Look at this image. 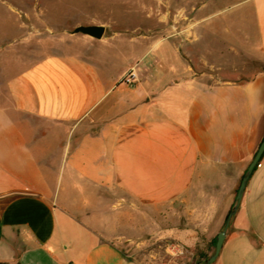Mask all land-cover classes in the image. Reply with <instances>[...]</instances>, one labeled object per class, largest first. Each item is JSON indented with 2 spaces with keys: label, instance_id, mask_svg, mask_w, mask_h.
I'll list each match as a JSON object with an SVG mask.
<instances>
[{
  "label": "crops",
  "instance_id": "crops-1",
  "mask_svg": "<svg viewBox=\"0 0 264 264\" xmlns=\"http://www.w3.org/2000/svg\"><path fill=\"white\" fill-rule=\"evenodd\" d=\"M174 1L172 27L87 25L102 37L39 59L13 22L29 52L0 82V263L144 264L154 236L212 254L264 136V0ZM213 264H264V155Z\"/></svg>",
  "mask_w": 264,
  "mask_h": 264
},
{
  "label": "rangeland",
  "instance_id": "rangeland-1",
  "mask_svg": "<svg viewBox=\"0 0 264 264\" xmlns=\"http://www.w3.org/2000/svg\"><path fill=\"white\" fill-rule=\"evenodd\" d=\"M164 2L172 7L175 1L0 0V82L18 71L20 52H29L23 44L30 42L29 49H36L38 59L60 53L62 46L70 43L69 34L81 25L104 24L107 25V34L117 31L136 38L156 32L158 18L165 15L172 27L177 24L176 20L182 18V14L172 9L165 10ZM188 2L184 0L183 5L187 6ZM15 21H21L26 26L23 29L30 34L28 42H22L25 31L14 27L12 24ZM133 46V50L129 44L122 50L135 55L142 51L136 44ZM253 67L260 70L264 65L256 64ZM134 256L144 264H191L193 260L191 252L172 250L155 236L151 237L147 248L134 253Z\"/></svg>",
  "mask_w": 264,
  "mask_h": 264
},
{
  "label": "water",
  "instance_id": "water-1",
  "mask_svg": "<svg viewBox=\"0 0 264 264\" xmlns=\"http://www.w3.org/2000/svg\"><path fill=\"white\" fill-rule=\"evenodd\" d=\"M104 28L102 26H79L74 29L73 33H80L86 36H89L94 39H100L103 35ZM264 153V137L262 141L260 142L251 162L249 163L243 177L241 178L239 187L237 189L236 195H235V204L232 208V212L228 215L227 219L225 220L223 229L217 234L216 241L214 244L213 252L212 254L205 260L204 264H213L215 260L217 259L220 250L222 248V244L225 238V233L228 228L230 219L233 215V213L238 209L243 193L245 191L247 182L249 178L251 177V174L253 173L254 169L258 165L262 155Z\"/></svg>",
  "mask_w": 264,
  "mask_h": 264
},
{
  "label": "trees",
  "instance_id": "trees-1",
  "mask_svg": "<svg viewBox=\"0 0 264 264\" xmlns=\"http://www.w3.org/2000/svg\"><path fill=\"white\" fill-rule=\"evenodd\" d=\"M260 71H261L262 73H264V67L261 68ZM263 137H264V136H263ZM263 155H264V153H263ZM263 155H262V157H263ZM262 157H261L260 161L262 160ZM260 161H259V163H260ZM259 163H258V165H259ZM258 165H257V166H258ZM257 166H256V167H257ZM255 169H256V168H255ZM255 169H254V170H255ZM214 244H215V241L212 242V248L214 247ZM189 252H191V254H192V258H193L191 264H200V263H203V262L208 258V254H205V253H204L202 250H200L198 247L189 250ZM0 264H6V263H0Z\"/></svg>",
  "mask_w": 264,
  "mask_h": 264
},
{
  "label": "built area",
  "instance_id": "built-area-1",
  "mask_svg": "<svg viewBox=\"0 0 264 264\" xmlns=\"http://www.w3.org/2000/svg\"><path fill=\"white\" fill-rule=\"evenodd\" d=\"M121 82L125 85L133 86L137 82V76L133 70H130L123 76Z\"/></svg>",
  "mask_w": 264,
  "mask_h": 264
}]
</instances>
